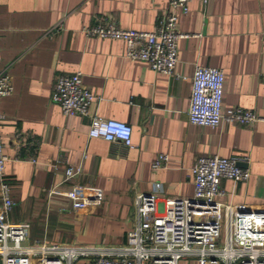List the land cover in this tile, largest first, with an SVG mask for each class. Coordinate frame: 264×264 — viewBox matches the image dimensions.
I'll list each match as a JSON object with an SVG mask.
<instances>
[{"label": "crops", "instance_id": "0c3cea01", "mask_svg": "<svg viewBox=\"0 0 264 264\" xmlns=\"http://www.w3.org/2000/svg\"><path fill=\"white\" fill-rule=\"evenodd\" d=\"M170 1L0 0V72L13 85L0 98L5 177L14 201L7 220L28 225L26 244L124 246L139 222L136 199L155 183L163 187L161 201L191 197L190 169L204 156L245 157L249 179H223L219 200L241 211L264 208V122L222 121L211 129L188 121L197 65L223 71V112L240 107L264 118V0H193L186 14L177 11V30L187 37L177 42L174 76L125 58L121 41L83 33L98 20L153 31ZM57 24L61 29L49 36ZM73 73L94 95L86 117H65L51 102L56 79ZM92 117L128 124L132 147L90 138ZM158 154L168 161L155 170ZM67 166L80 169L71 180ZM75 185L88 205L72 206L67 193ZM190 260L184 264H196Z\"/></svg>", "mask_w": 264, "mask_h": 264}, {"label": "built area", "instance_id": "2783aa9c", "mask_svg": "<svg viewBox=\"0 0 264 264\" xmlns=\"http://www.w3.org/2000/svg\"><path fill=\"white\" fill-rule=\"evenodd\" d=\"M193 0H171L168 11L157 21L153 31L121 29L109 21L98 20L83 29L87 37L118 40L124 44V57L145 63L152 71L174 76L177 63V42L187 37L177 30V11L186 14ZM204 5L211 0H198ZM61 29L57 24L47 34ZM224 89L223 71L215 67L195 66L191 77L188 121L192 125L216 128L224 121L241 126L264 122L252 110L240 107L222 111ZM13 92L7 71L0 72V98ZM92 92L83 84L82 75L59 76L54 84L51 102L58 105L65 117L88 116ZM3 117L0 112V127ZM88 136L109 143L132 147V129L120 121L92 117ZM4 145L0 131V264H179L185 258L196 264H264V208L241 211L219 200L223 196L221 181L245 182L248 168L241 166L245 157H199L191 167L193 195L188 198H164L159 183L135 202L138 225L127 234L121 247H65L37 241L26 244L29 227L13 223L7 217L13 210L10 187L5 177ZM168 156L158 154L152 169L165 166ZM35 163V160H31ZM80 169L67 166L65 179L77 176ZM80 186L67 193L74 208L89 202L78 194Z\"/></svg>", "mask_w": 264, "mask_h": 264}, {"label": "rangeland", "instance_id": "374dc122", "mask_svg": "<svg viewBox=\"0 0 264 264\" xmlns=\"http://www.w3.org/2000/svg\"><path fill=\"white\" fill-rule=\"evenodd\" d=\"M191 260L190 259H186V260H182L181 262H180V264L182 263V264H184V262L186 263V262H190ZM191 263V262H190Z\"/></svg>", "mask_w": 264, "mask_h": 264}]
</instances>
